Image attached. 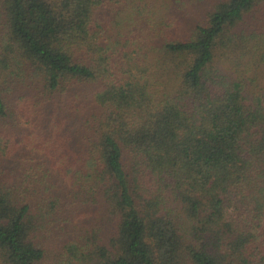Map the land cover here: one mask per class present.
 Segmentation results:
<instances>
[{"label":"trees","instance_id":"16d2710c","mask_svg":"<svg viewBox=\"0 0 264 264\" xmlns=\"http://www.w3.org/2000/svg\"><path fill=\"white\" fill-rule=\"evenodd\" d=\"M39 263L264 264V0H0V264Z\"/></svg>","mask_w":264,"mask_h":264},{"label":"rangeland","instance_id":"374dc122","mask_svg":"<svg viewBox=\"0 0 264 264\" xmlns=\"http://www.w3.org/2000/svg\"><path fill=\"white\" fill-rule=\"evenodd\" d=\"M28 118L31 121V126H29V127L28 126H26V127L24 126L23 128L30 129L31 131L35 130V132H39V128L37 127V125H35V127H34V124L32 123V119H33L32 115L29 116ZM75 224L76 223H71V224L64 225V230L65 231L60 230V229H58V230L54 229V230L51 231V234H49V235L48 234H44L42 236V239L44 240L45 238H48V240L50 242L49 245L51 247H53V248H58L64 241L66 242V241H68L70 239V237H72V235H73L72 232H75V231L77 232L79 224H78L77 227H74ZM42 239L40 238L41 242H42ZM39 264H43V263H39Z\"/></svg>","mask_w":264,"mask_h":264}]
</instances>
